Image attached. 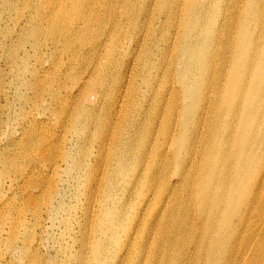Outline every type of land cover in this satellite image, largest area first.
I'll return each instance as SVG.
<instances>
[{
    "label": "bare ground",
    "instance_id": "6f19581e",
    "mask_svg": "<svg viewBox=\"0 0 264 264\" xmlns=\"http://www.w3.org/2000/svg\"><path fill=\"white\" fill-rule=\"evenodd\" d=\"M3 2L1 19L41 2V16L22 29L36 40L31 49L48 41L51 54L85 64L53 74L63 87L48 96L57 115L75 111L66 174L85 179L109 149L103 184L77 194L91 214L107 209L99 230L110 241H90L95 263L264 264V0ZM22 99L34 108L45 97ZM27 138L46 154L44 141ZM80 150L89 162L72 159ZM43 172L23 174L29 203L42 197L32 176ZM29 209L40 222L39 206ZM43 236L32 242L37 251Z\"/></svg>",
    "mask_w": 264,
    "mask_h": 264
},
{
    "label": "rangeland",
    "instance_id": "374dc122",
    "mask_svg": "<svg viewBox=\"0 0 264 264\" xmlns=\"http://www.w3.org/2000/svg\"><path fill=\"white\" fill-rule=\"evenodd\" d=\"M3 3L0 0V15ZM39 4L24 13L13 8L6 17L0 18V79L4 80L0 85V264H32V259H36L35 264H96L93 249L95 244L92 245L90 241L109 244L110 238L99 230L107 209L91 214L89 200L78 197L77 194L79 189L84 194H90L88 186L103 184L110 172V164L102 163L101 156L106 155L109 149L101 154L99 162L93 161L95 171L88 177L89 172L85 171V179L76 180V171L71 176L64 172L67 168L64 163L67 150L70 151L72 147L73 137L77 139L72 136L73 126L70 121L74 118L75 111L70 106L64 115H57L56 112L62 108L51 105L48 94L52 89L59 92L63 87L59 83L61 77L57 82L52 81L53 74L72 69L71 73L77 72L85 64L81 62L72 67L74 63L71 55L67 56L65 53L64 56L61 52L51 54L50 43L45 47L48 41L41 50L31 49L36 40L31 37L24 38L22 29L30 15L41 16L45 8L38 9ZM67 7H70L69 4ZM5 31L9 34L6 42L3 40ZM21 43L24 48H17ZM26 51L30 52L28 56ZM55 65L58 67L54 68ZM41 67L49 73L37 75L36 70ZM31 73H35V77L29 81ZM132 94L135 97L137 90H132ZM23 96L32 104L39 97L44 96L45 99L37 102L38 107L33 104L32 108L25 102L23 105ZM65 96L66 92L62 91L61 97ZM134 106L135 102L130 104V109ZM33 120L40 123L37 126L31 125ZM35 129L39 134H32ZM27 137L29 140L44 141L47 144L46 154L29 150ZM2 142L6 145L3 146ZM89 155L87 150H80L72 155V159L84 158L89 162ZM7 163L11 164V168L5 170L3 165ZM57 166L62 167L60 171L55 170ZM35 167L44 170L43 173L32 176L34 186L43 188L38 193L42 197L37 202L29 203L24 192L28 179L23 174ZM69 185L73 187L69 188ZM127 185L128 181L121 184L122 187ZM35 205L41 209L40 222L36 221L38 216L33 215L29 209ZM51 206L54 210H47ZM59 206L60 211L49 216ZM14 224L17 226L14 227ZM91 233L92 236L86 240L85 235ZM42 234L43 239L39 241L41 249L37 251L32 242L34 238L40 239Z\"/></svg>",
    "mask_w": 264,
    "mask_h": 264
}]
</instances>
